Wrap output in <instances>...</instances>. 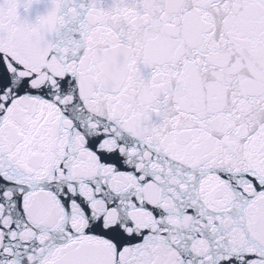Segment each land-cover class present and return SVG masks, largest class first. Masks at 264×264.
Listing matches in <instances>:
<instances>
[{
	"label": "snow or ice",
	"instance_id": "1",
	"mask_svg": "<svg viewBox=\"0 0 264 264\" xmlns=\"http://www.w3.org/2000/svg\"><path fill=\"white\" fill-rule=\"evenodd\" d=\"M0 264H264V0H0Z\"/></svg>",
	"mask_w": 264,
	"mask_h": 264
}]
</instances>
